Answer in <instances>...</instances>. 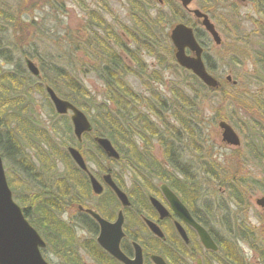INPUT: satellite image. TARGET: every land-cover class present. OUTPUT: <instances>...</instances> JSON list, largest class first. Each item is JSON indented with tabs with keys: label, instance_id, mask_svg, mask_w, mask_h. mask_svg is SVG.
I'll list each match as a JSON object with an SVG mask.
<instances>
[{
	"label": "rangeland",
	"instance_id": "1",
	"mask_svg": "<svg viewBox=\"0 0 264 264\" xmlns=\"http://www.w3.org/2000/svg\"><path fill=\"white\" fill-rule=\"evenodd\" d=\"M203 6L208 9L220 32L222 39L220 44L214 41L192 12L184 9L176 0H0V8L5 11L4 14H0L1 20H7L8 14L16 17L19 14L26 20L25 24H22V29L18 27V20L12 24L2 23L5 32L3 44L12 41L8 43L9 51H4L1 55V74H4L5 86L9 84L7 78L17 76L18 82L14 83V86L19 90L12 92V99L15 96H22L20 74L28 79L33 89L29 96H22L24 103L19 105V109L26 113L28 111L40 128L45 129L53 139L52 124L58 123L57 127L63 132L64 119H60V115L54 117L53 105L49 104L46 96L36 91L33 83L37 79L28 70L26 59L34 61L41 73L53 79L64 91L66 90L61 85L63 80L56 75V66L65 68L84 82L93 98L87 101L85 106L92 107L90 110L93 113L95 112L93 108L104 102V96L107 95L106 80L101 77L102 67L107 65V61L96 36L90 33L91 29L95 30L98 35L105 36L111 42L121 58L134 71L133 74L127 73L126 77H123L131 89L140 94H147L149 88H154L159 94L167 97V108L172 110L177 101L173 98L171 89L183 88V79L180 67L172 59V43L168 35L172 27L179 22L200 28L203 31L201 40H204L202 45L205 48L207 63L220 85L217 90H220L225 82L233 84L239 82L238 90L247 98L249 105L245 106L248 108L250 106L252 112L244 109L243 105L238 106L233 102V98L236 97L234 91L203 95L201 113L198 99L196 108L185 111L196 127L199 139L193 142L186 138V142L176 144L175 154L176 157H180L178 160L186 164L185 171L192 178L187 187L196 212L200 215L205 207L209 208L212 211L211 226L219 237L228 238L231 243L238 244L244 264H262L259 251L263 248L264 209L257 205L256 199L264 196V143L261 141L264 139V120L254 113L256 109L248 98L264 100V71L259 64L261 59L255 55L260 48L257 44L247 47L244 39L249 33L260 31L264 27V0L246 2L195 0L189 8L201 9ZM98 21L109 26L112 29L109 35L112 38L114 36L116 40L122 39L126 48L110 39L105 28L96 24ZM29 22H34V25L30 26ZM141 22L145 23L153 34L146 37L145 33L138 29ZM131 34H137L141 42L139 40L136 42V38ZM135 55L137 60L134 58ZM144 105L138 109L151 116L148 113L151 110ZM158 108L165 109L160 106ZM65 116L71 123V112ZM165 116L168 117L169 114L166 112ZM222 120L231 124L239 134L241 138L239 146L230 145L222 140V131L218 125ZM243 122L247 124L246 127L243 126ZM3 133L4 131L0 129V134ZM64 138L65 135H61L59 139ZM133 139L137 142L143 141L137 134L133 135ZM150 140L154 157L165 164L167 153L163 145L152 137ZM54 142L59 157L55 161V166L47 173L48 178L52 180L66 174L67 171L73 169L78 171V166L74 162L71 169L65 156L69 144L64 146L65 144ZM77 143L75 142L76 145ZM254 144H257L256 150ZM76 147L86 159L88 155L85 152L90 149L89 154L93 159V155H97V159L106 167L115 169L127 192L134 188V182H139L137 175L126 164L128 162L122 161L113 165L104 154L99 155L96 148L85 140L82 141V145ZM30 149L26 147L27 151ZM30 156L36 167H39L37 156L34 153H30ZM205 162L212 164L211 168L215 170L216 177L204 171L201 164ZM88 163L91 171L101 172L97 171L98 168L89 160ZM4 165L6 172L9 169L16 179L18 177L23 179V182L30 181L25 174V166L14 164L11 159H4ZM40 168H43L42 165ZM97 176L100 178L101 174ZM232 184L239 187L241 202H235L234 196L230 195L229 186ZM33 185L38 187L34 183ZM21 190V187H17V194L23 195ZM97 197L91 194L81 202L83 204L86 202L84 206L97 207L99 202ZM64 210L65 219L70 216L74 219L72 225L81 264H99L85 247L86 241L94 237V234L82 224H75L79 216L78 204L71 203ZM225 222L234 230L240 226L251 230L248 235H253L254 241L249 237L237 242L232 240L239 238L228 235L224 228ZM44 256L53 264L64 262L58 254L50 251ZM213 263L218 264L217 260Z\"/></svg>",
	"mask_w": 264,
	"mask_h": 264
},
{
	"label": "trees",
	"instance_id": "2",
	"mask_svg": "<svg viewBox=\"0 0 264 264\" xmlns=\"http://www.w3.org/2000/svg\"><path fill=\"white\" fill-rule=\"evenodd\" d=\"M137 8L140 9L139 7ZM202 8L205 12H208L206 7L203 6ZM4 12L5 11L0 8V14L2 15ZM6 16L8 18L7 20L3 21L0 19V62H2L1 55L4 51H9L8 45L10 46V44L8 43L12 41L10 40L8 43L3 44L2 40H5L3 36L5 32L2 23L6 22V24H12L18 20V27L22 29V24H25L26 21L24 17L19 14H17V17L13 14H8ZM96 24L104 27L107 36L116 44L126 48L122 39L118 38L116 40L114 36L112 38L109 35L112 33V29L109 26H106L102 21H98ZM29 25H34V22H29ZM138 27V29L145 33L146 37L153 34L151 29L143 22H141ZM256 32L259 35L255 38V41L248 44V46L257 44L260 48L258 52L255 51L257 54H254L261 59L259 60V64L264 71V27ZM90 33L96 36L97 42L107 61V65L102 67L103 76L101 74V77L106 80L107 95L104 96V102L99 103L93 108L95 112H91L90 108L92 107L85 106L86 102L93 100V98L91 93L88 92L84 82L82 83V81L74 77V75L69 73L65 68L56 66V75L63 80L61 85L66 91L60 89L53 79L48 78L42 73L41 79H37V81L33 83V86L36 91L46 96L49 104L52 106L44 86V84H49L57 94L73 102L89 116L93 124V132L91 134H85L84 140L88 142L90 146H94L99 155L103 156V152L95 144L92 138L93 135L106 136L111 140L121 155L118 161L113 160L115 163H120L122 161L128 162L126 164L130 169L149 184H151L154 177L169 182L175 190L182 194L186 203L192 204V196L189 194L190 191L187 187L188 182L192 180V178H190L185 171L186 164L182 160H178L180 157H176L175 154L176 144L186 142V138L193 142L199 139V133L192 124L190 118L185 114V111H191L196 108V103L200 100L199 109L201 113V99L205 94L221 91L226 94L229 91H234L236 97H232L233 102L238 106L243 105L244 109L252 112L250 106L249 108L245 106L249 105L246 101L247 98L243 97V94H240L238 90L239 82L236 84L225 82L220 90H212L204 85L195 75L180 68L182 72L183 88L175 87L171 89L173 98L177 101L171 110L167 108V97L162 93L159 94L154 88L148 87L147 94H140L131 89L129 86L130 84L128 85L124 78L127 73L133 74L134 71L129 68L128 63L121 58V55L115 50V47L111 45V42H109L105 36L98 35L97 31L92 29ZM131 36L136 38V42H138V40L141 42L137 34H131ZM198 38L200 39L201 36H198ZM144 45L146 46V43H144ZM134 58L137 60L136 55ZM207 67L209 70L212 69L208 63ZM1 71L2 66L0 63V129L4 131L3 134H0V152L5 160L11 159L14 161V164L25 166V174L30 180L28 181L25 179L28 182H23L21 178L17 177L16 179L11 171L9 169L7 170L8 181L13 191L14 198L21 205L26 218L45 239L47 245L46 248L43 249L44 255L50 251V253L53 252L58 254L60 259L64 260L62 264H81V259L78 254L79 247L75 239L73 227L64 219V208L69 205V203L78 200L80 196H87L90 194L91 187L89 180L84 177L81 170L77 169L78 171H75L73 169V161L68 152H65V156H67V161H69V165L73 170L67 171L66 174L60 175L54 180L48 178L47 174L53 166H55V161L57 157H59L57 146L54 141L57 143L60 142L61 145L65 144L64 146L67 144H75V142L77 143L73 135L72 125L66 116H59L60 119H64L63 132H60L57 127L58 123L54 122L51 127L54 137L51 139L48 132L40 128L39 124L35 122L33 116L29 115L28 111L26 113L19 109V105L24 103L22 96H29L33 89L28 79L23 78V74H20L22 77H19V81L23 85L21 89L22 96H15L12 99V92L14 90H19L14 86V83L18 82L17 76L13 75L11 78H7L9 84L5 86V77L4 74H1ZM9 74L12 73L9 72ZM248 99H250V102L256 109L254 113L261 117L260 119L263 118L264 120V100ZM142 104H145L144 106L157 116V122L150 120L147 115L138 109ZM157 105L165 107V109L160 110ZM166 112L169 114L168 117L165 116ZM53 115L54 117H58V114H56L54 110ZM243 126L246 127L247 124L243 122ZM135 134L139 135L143 141H135L133 139V135ZM164 134H166V137ZM61 135H65L64 140L59 139ZM150 137L163 145L167 153L166 157L169 161L168 164L156 160V157L153 155V145ZM201 139L203 138L201 137ZM261 141L264 143V139ZM77 145L80 146L82 143H77ZM256 146L257 144H254L255 150ZM26 147L31 149L27 151ZM89 150L90 149L85 153L88 157H92L89 154ZM30 153H34V155L37 156L40 165L43 167L42 169L40 165L36 167L31 159ZM261 154H263L262 151ZM93 157L98 163L99 169L104 171L106 166L97 159V155H93ZM61 158L63 159V157ZM201 166L207 174L216 177L215 170L211 168L212 164L210 162H205L201 164ZM169 167H171V169H169ZM33 183L38 187L34 186ZM17 187H21L23 195L17 194ZM229 188L231 190H229L230 195L232 194L234 196V201L241 202L239 187L232 184ZM138 196L142 198L141 195ZM196 215L198 216V220L205 225V221L198 214ZM85 223L86 224L83 223L82 225L89 227L91 232H95L96 229L92 228L87 220H85ZM224 228L228 235L232 237L237 236L239 238L232 239L236 242L241 239H248V237L251 241H254V236L248 235V232H252L249 229H243L240 226L237 230H234L229 227L226 222L224 223ZM212 233L216 242L219 244V250L218 252H209L211 259H206L207 264H211L210 262L213 260H217L219 264H244V258L238 244L231 243L230 239L222 238L219 237L218 234ZM177 242H179V249L173 245L172 247H168V250L164 248V252H169V248L175 252L173 254L174 261L172 264H189V257L193 255L192 251L179 240ZM262 243L263 248L259 253L262 264H264V238ZM85 247L93 259L99 264H119L100 248L95 237L88 239Z\"/></svg>",
	"mask_w": 264,
	"mask_h": 264
},
{
	"label": "flooded vegetation",
	"instance_id": "3",
	"mask_svg": "<svg viewBox=\"0 0 264 264\" xmlns=\"http://www.w3.org/2000/svg\"><path fill=\"white\" fill-rule=\"evenodd\" d=\"M217 1L220 2L221 0ZM246 1L247 0H241V2ZM193 31L196 39H199L197 37L200 36V34L203 35L202 30L199 31L194 28ZM258 35L259 34L256 31L246 35L244 39L246 46L250 47L248 44L253 43ZM172 51V54L174 55L175 51L173 46ZM185 53L187 56H193V51L189 48L185 49ZM203 58L206 60L205 54L203 55ZM172 59H174V56ZM148 113L151 114V116L149 114L148 116L152 121H158L157 116L152 111ZM164 136L166 137V134H164ZM95 137L96 136L93 135L92 138L94 139ZM87 159L98 168L97 171L101 172L91 171ZM87 159H84L87 169H81V171L84 177L89 180L91 192L89 195L80 196L78 200H75L78 204L79 211L78 222L75 224H86L85 220H87L89 225L96 229L95 232L92 231V233L94 234L95 239H98L101 234V222L99 218L112 225L121 222L120 230L122 232V237L120 238L119 249L130 261L135 262L139 259L140 262L136 264H157L153 259V256L159 257L165 264H172L174 261L173 254L175 252L171 248H169V252H164V248L168 250V247L175 245L179 249L178 240L185 246L189 247L192 251L193 255L189 257V264H194V262L195 264H207L206 259H211L209 252H215V250L205 247L195 225L189 222L185 215H180L176 212L167 196L166 187L186 208L192 221L205 229L212 240L214 239L213 241L216 242L212 232L216 234L217 232L213 226H211L210 213H212V211L209 208L205 207L204 211H201V214L199 215L195 210L194 201L193 205L186 203L182 194L175 190L169 182L162 181L157 177H154L151 184H149L137 176L139 182H134V190L132 189L127 192L119 173L115 169L106 167L105 170L102 171L99 169V165L95 159H92V157H87ZM107 159L110 160L113 165L116 164L113 160L118 161V159ZM166 163H169L168 159ZM97 174H101L100 178ZM108 174L115 185L125 193L127 199L126 203L122 201L113 186L108 183L105 178ZM91 175H93L101 185V192L96 193L93 190L90 179ZM91 194L98 196L97 198L99 202L97 207L84 206L86 202H84V204L81 202L82 199H87ZM138 195H141L142 198ZM153 198L161 205L160 209L152 203ZM71 203H69V205ZM65 213L66 211H64V215ZM195 213L205 221V225L198 220V216ZM65 220H67L70 225H72V222L74 221L71 216ZM152 226L157 227L159 231L156 232L151 229ZM84 227L88 228L91 233L89 227ZM111 257L119 264H125L119 259L113 256ZM214 261L215 260L210 263L214 264Z\"/></svg>",
	"mask_w": 264,
	"mask_h": 264
},
{
	"label": "water",
	"instance_id": "4",
	"mask_svg": "<svg viewBox=\"0 0 264 264\" xmlns=\"http://www.w3.org/2000/svg\"><path fill=\"white\" fill-rule=\"evenodd\" d=\"M180 1L183 6L187 7L193 0ZM194 13L196 16L204 18L202 24L212 35L215 42L220 44L221 38L208 16L202 14L198 9L194 10ZM169 35L174 45V54L177 62L196 74L206 86L216 89L219 82L207 71L204 65L202 59L203 48L197 42L193 29L182 23H178L172 28ZM186 47H189L192 51H194L195 56H187L185 53ZM26 61L32 74L39 77L40 71L37 65L30 59H27ZM46 91L54 104L57 113L66 114L68 111L72 112L71 120L73 130L77 139L81 141L83 134L92 130V124L87 115L71 101L59 97L51 86H46ZM219 126L223 129L222 136L224 141L232 145H240V137L230 124L225 121H221ZM96 142L104 150L108 157L116 159L120 157L119 152L115 149L108 138L96 137ZM68 151L77 165L86 170V163L80 151L73 146H69ZM105 178L108 183L113 186L122 201L126 203L127 199L125 193L115 185V183L111 180L110 175L108 174ZM90 179L93 190L96 193L101 192L102 187L95 177L91 175ZM166 193L176 212L180 215H185L186 219L195 225L204 246L214 250L217 249L215 242L208 235L205 229H203L196 222L192 221L186 208L167 187ZM152 203L160 209L161 205L156 201V199L153 198ZM256 203L264 208V196L257 198ZM99 220L101 222V234L98 238L100 245L125 264L139 263V259L135 262L127 259L119 249V242L122 237V232L120 230L121 222L112 225L100 218ZM151 229L156 232L159 231V229L154 226H152ZM45 245V241L41 235L30 224L24 216L22 208L13 198L12 190L9 186L5 172L3 157L0 152V264H51L47 262L41 254V248L45 247ZM153 259L157 264H165L157 256H153Z\"/></svg>",
	"mask_w": 264,
	"mask_h": 264
}]
</instances>
